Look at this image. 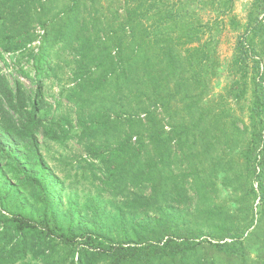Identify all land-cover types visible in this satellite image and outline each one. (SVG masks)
I'll return each instance as SVG.
<instances>
[{
	"label": "trees",
	"instance_id": "obj_1",
	"mask_svg": "<svg viewBox=\"0 0 264 264\" xmlns=\"http://www.w3.org/2000/svg\"><path fill=\"white\" fill-rule=\"evenodd\" d=\"M66 1L0 0V61L17 55L36 85L11 84L0 66V264H264V205H254L264 204V69L253 43L264 0L232 63L235 100L252 83L243 128L205 100L220 63L217 23L200 6L194 16L191 0ZM47 81L60 87L54 104ZM70 140L86 157L64 176L44 147ZM219 180L237 212L216 201Z\"/></svg>",
	"mask_w": 264,
	"mask_h": 264
},
{
	"label": "rangeland",
	"instance_id": "obj_2",
	"mask_svg": "<svg viewBox=\"0 0 264 264\" xmlns=\"http://www.w3.org/2000/svg\"><path fill=\"white\" fill-rule=\"evenodd\" d=\"M112 1L114 2V0H101L104 6ZM54 2H56V4L59 3V5H63L67 1L54 0ZM201 2L203 1L191 0L190 12L192 13L194 11V16L195 14L198 15L197 8L198 6H200L201 9L199 10V12L203 16V21L206 23L210 22V25L212 23H217L210 30V39L211 46H214V51L216 50L215 55L218 57L220 63V69L217 70L216 73H211L207 80L209 82V91L206 95L205 100L210 105H215L214 107L217 108L218 113H220L219 115H221L222 117H227V115L232 112L234 117L238 119L239 126L243 128L244 124L249 125L250 123V106L253 100L252 83L250 80L248 81L245 97L241 101L235 100L234 93L236 91H233L234 93H231V88L233 82L239 79V74H237L235 69L232 67V63L234 60L236 44L239 39V35L240 33L245 31V27L249 21V13L253 9L254 0H232V11L230 15H225L223 13L225 0H206L207 5L205 6ZM116 7L119 8V4L116 5ZM263 16L264 14H261L260 18H262ZM35 32L36 34H42V29L37 26V24L35 27ZM208 35H210L209 31H207V38ZM38 43L39 40L35 39L32 43V46L36 48ZM253 43L254 45H256L257 51L259 52V56H257V58H261L260 63L262 69H264V35L255 37ZM12 54L13 53L5 52L6 62L0 61L2 71L8 76L11 84L14 85L16 78H18L21 82H23L26 89L30 91L33 90L34 88H36V85L31 81L30 78L25 77L19 71V66L16 63V59L20 60V58H18L17 55L16 57L12 56ZM21 62L24 64V59H22ZM25 66L28 68V70L31 69V65L29 63H26ZM31 75H34V72H31ZM69 76L70 73L66 70L64 71V73L62 72L61 78L63 80V83H67ZM45 90L53 94L48 97V100L54 104V98L59 97L60 87L58 83L54 81H47ZM63 103L67 104V100L63 99ZM184 104V102H180L178 105L179 108H182ZM166 129H170V127L166 126ZM244 136H246V134ZM39 138L42 141V134H39ZM50 144L51 145L49 147H44V153L47 154V156L50 158L49 160L51 161V164L60 173H62L64 176H68L70 172L72 173V175L75 174V172H80L72 166H76L79 158L81 156L86 157V154L83 152L80 145L75 142V140H70L68 142L69 145L66 149L58 145H53L52 143ZM238 145L239 147H246L247 139L245 140V142L243 139V141ZM235 159L239 164H241V168L244 169L245 165L243 157L236 156ZM237 168H239V165L237 166ZM241 172H243V170H241ZM69 179L72 180L71 178ZM220 183L221 181L219 180V193L216 201L218 203H226V206H228L233 212H237L239 205L234 201L235 194L233 193L231 188H226L225 186L223 187ZM255 185L256 187L258 186L257 183ZM84 186H78V188L82 190V187ZM254 205L256 211H258L264 204L262 201L259 202V199H257Z\"/></svg>",
	"mask_w": 264,
	"mask_h": 264
}]
</instances>
